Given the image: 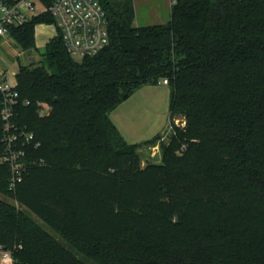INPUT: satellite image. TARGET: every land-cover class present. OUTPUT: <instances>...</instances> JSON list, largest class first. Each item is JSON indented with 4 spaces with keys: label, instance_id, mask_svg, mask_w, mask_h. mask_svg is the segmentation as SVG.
I'll return each mask as SVG.
<instances>
[{
    "label": "trees",
    "instance_id": "16d2710c",
    "mask_svg": "<svg viewBox=\"0 0 264 264\" xmlns=\"http://www.w3.org/2000/svg\"><path fill=\"white\" fill-rule=\"evenodd\" d=\"M97 1L102 51L75 60L57 36L41 66L18 68L13 123L39 146L13 191L0 166V246L14 264H264V0H176L148 26L133 0ZM53 23L8 36L31 52ZM163 79L175 135L162 165L139 169L137 147L159 136L129 144L110 114ZM2 135L0 118V149Z\"/></svg>",
    "mask_w": 264,
    "mask_h": 264
},
{
    "label": "built area",
    "instance_id": "2783aa9c",
    "mask_svg": "<svg viewBox=\"0 0 264 264\" xmlns=\"http://www.w3.org/2000/svg\"><path fill=\"white\" fill-rule=\"evenodd\" d=\"M176 0H170L174 4ZM48 13L54 20V37L60 36L67 54L81 60L97 55L108 43L106 14L97 0H51L45 5L41 0H0V37H8V29L19 27L32 18ZM166 85L167 80L163 79ZM16 84H9L0 75L3 122L1 138L0 166L9 169L8 188L13 191L23 180L28 169L27 147L38 148L34 134L20 129L13 123L15 106L18 102ZM28 104L27 101L24 102ZM46 106L38 108L39 116L46 114ZM186 149L182 145L180 151ZM42 164L41 161L33 162ZM0 264H14L12 251L0 246Z\"/></svg>",
    "mask_w": 264,
    "mask_h": 264
},
{
    "label": "rangeland",
    "instance_id": "374dc122",
    "mask_svg": "<svg viewBox=\"0 0 264 264\" xmlns=\"http://www.w3.org/2000/svg\"><path fill=\"white\" fill-rule=\"evenodd\" d=\"M167 0H133L135 11V26L160 24L167 15ZM14 42L8 38L0 46V69L10 67L17 71L19 66L39 67L45 49L24 52L15 57ZM19 50V49H18ZM20 51V50H19ZM169 87L161 82L155 86H145L136 91L110 114V119L116 126L123 139L129 144H138L159 136L151 144H141L136 149V165L139 169L148 166H160L167 160L163 147L171 143L172 131L169 123ZM173 123L180 128L185 126V120L176 116ZM172 135L171 137L169 135ZM180 145L177 154H180ZM18 208V204L13 202Z\"/></svg>",
    "mask_w": 264,
    "mask_h": 264
},
{
    "label": "crops",
    "instance_id": "0c3cea01",
    "mask_svg": "<svg viewBox=\"0 0 264 264\" xmlns=\"http://www.w3.org/2000/svg\"><path fill=\"white\" fill-rule=\"evenodd\" d=\"M165 3L167 5V15L164 18V20H160V22H158L160 24L166 23L169 20L171 3H170V0H167ZM54 35H55V31L53 29V26L51 25L39 24L35 26V29H34L35 49L36 50L45 49L46 45L54 38ZM8 38L9 36L6 39L0 37V46L6 43ZM11 51L15 57H18L19 55H22L24 53L22 51H19L16 46H15V49H12ZM2 59L3 58H0V61H3ZM18 68H17V71H18ZM17 71H13L10 67H7L6 70L0 69V75L1 74L3 75L4 80L7 83L16 84L15 77H16Z\"/></svg>",
    "mask_w": 264,
    "mask_h": 264
},
{
    "label": "water",
    "instance_id": "95a60500",
    "mask_svg": "<svg viewBox=\"0 0 264 264\" xmlns=\"http://www.w3.org/2000/svg\"><path fill=\"white\" fill-rule=\"evenodd\" d=\"M127 98H128L127 95H124V96H123V100H125V99H127ZM169 136L171 137L172 135L170 134Z\"/></svg>",
    "mask_w": 264,
    "mask_h": 264
}]
</instances>
